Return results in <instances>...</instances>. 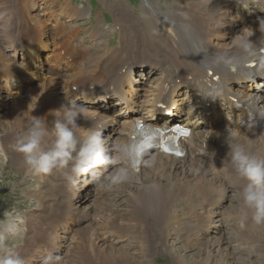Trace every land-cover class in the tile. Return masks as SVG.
<instances>
[{
	"label": "bare ground",
	"instance_id": "1",
	"mask_svg": "<svg viewBox=\"0 0 264 264\" xmlns=\"http://www.w3.org/2000/svg\"><path fill=\"white\" fill-rule=\"evenodd\" d=\"M33 1L34 0H0V23L5 21L6 24V26L3 27L5 33L4 40L10 42L11 46L15 48L16 51L25 54L28 58L27 65L13 66L11 60H9V53L5 54L4 52L8 51L6 47H3L4 42L0 43V83L3 81L4 85L7 86L6 90H8L10 98L16 102L18 101V96H21L22 93L18 94L16 92L17 90L10 89L12 85L9 87V84H14L16 82L15 79L22 77L19 73L23 70L24 72L30 71V75H32L30 66L35 68L36 75L31 77V80L34 81L35 84L37 83V77L43 76L42 78H46V74H49L47 77L49 78V84L44 82V79L43 81L39 80L40 82L37 86L41 90L37 94L31 96L27 103L25 102L26 96H21V99L26 104L19 101L17 103L19 106L16 105L14 109L16 111L15 114L10 112L11 116L8 120L6 119L7 122H5L3 126L0 125L2 145L8 147L14 134H18L20 131L21 133L23 132V123L26 117L30 118L31 115L46 116L49 110L59 108L62 104H66L73 94H76L79 98L77 103L83 104L90 101L92 104L98 101H101L100 103L106 101V98L104 101L98 98L100 97V93L114 97V102L122 99V97L120 98V94L123 96V90L121 88L123 87L122 82L124 81L126 83L128 81V84L131 83L130 73H134L136 70L133 64H136V66L139 64H151L154 67L153 70L156 71L157 69L160 74H162H159L160 81L151 91L153 97L147 101V104L165 102V99L170 101L171 99H175L173 94L177 87H185L191 92L186 96L194 100L193 103L195 108L188 111L186 116L181 119L182 125H188L190 127L189 135L179 140L182 155H170L161 150H156L153 155H150L146 151L140 155L138 159V161L140 160L139 165L133 166L130 160L127 162V166L130 168L131 173L138 176L142 165L141 160L151 156V159L154 160L151 169H154L155 172H153L154 170L150 171L148 175H150L151 179H162V182H156L151 186L147 185L144 188L142 187L143 189L139 190L137 194L132 190L133 195L131 200H128L127 209L131 214L130 216H132L133 224H130L132 220L130 223H124L122 219V222L125 224L128 233L130 232V226L134 225L135 229L142 234L140 236L143 238L141 237L142 241L140 243L146 244L144 250L147 248L156 250L161 247L165 248L168 246L167 239L172 235H169L170 228H174L177 233L183 235L188 232L186 226L173 222L174 220L169 216L172 208L174 211L173 218L177 216L179 210L186 211L194 208L198 204L199 197H201V201L204 197L205 203L212 206L215 205L213 204L214 202L223 200V194L226 193V189L230 190V188H233L236 190V188L232 186L235 183L232 174L220 168L222 166V159L225 157L227 151V145L224 142L226 126L239 129L242 137H251L256 141V147L264 149V89H259L264 86L261 84L264 77L263 79L258 78V69L263 68L262 70H264V14L261 16L258 14L249 15L255 18L247 27H242L241 29L235 28L233 30L231 37L239 33L242 29H244L246 36L251 34L249 36V50L241 56L239 49L232 45L231 41L217 44L216 48L214 46V41H219L217 32H214L212 38L208 37V27L210 24H212L215 29L221 30L223 29V25H225L222 19L226 16L231 18L230 15L234 14V10L237 12L235 5L230 8L231 4L236 2V0H186L184 2L179 1L180 3L165 6L164 8L162 6L163 9H156L148 2V4H143V13L141 12L143 15L141 16L142 18H136L133 11L130 10L129 6H125L122 0H102L107 5V7L104 5L105 8L110 10L114 19L124 27V34L121 40L118 45L112 49L108 47H103L102 49V46L101 48H97V46L87 47L79 43L81 47L75 48L73 41L77 40L75 38L76 33L71 29L67 30L66 25H64L69 22L71 18V13L68 11L70 9V4L67 3V5L64 6L62 3L60 4L58 0H51L48 4V7L51 5V7L59 6L60 8L58 9V13H53V16H58V19L55 20L54 23V26H57L56 29L52 30L47 26L48 24L42 25L36 20L38 14L32 15V12L36 10ZM22 2L24 5H22ZM261 6L264 8V0H261ZM30 7L33 8L30 14H25L24 9L27 8L30 10ZM250 8H252V6H250ZM75 9L77 12L82 11V8L75 7ZM75 9H73V11ZM240 10L244 9L240 8ZM239 14L241 19H245V12L240 13L239 11ZM33 18L39 23L40 28L43 27V30L45 29L44 31H47L48 35H45L44 39H39L38 32H40V28L30 20H33ZM63 18H65V20ZM0 29L2 28L0 27ZM100 32L101 29H99V27H94L90 32L91 35L89 39H95ZM79 39L82 40L83 38ZM50 45L55 48L52 47L50 52V54L53 53L52 56L55 61L54 71H50L49 67L45 68L44 65L39 64L38 61L42 58V52L44 51L43 49L38 52V48L40 47L42 49ZM92 48L96 51L102 49V53L99 55L95 53L93 56H87V53H89L87 51L89 49L93 50ZM35 51L38 52V58L34 55ZM222 51L225 52L223 53ZM140 55L146 58L142 61H136V63L131 62L134 57H141ZM6 57H8V60L5 64L3 59ZM60 64H64L63 68L60 67L57 69L56 66L59 67ZM36 66H38V68H36ZM41 66V72L44 73L39 74L38 70ZM252 83H254V86H251ZM33 88L34 86L31 87V91ZM92 88H95L97 92ZM110 88H112L111 91ZM60 96H63L62 98H64L65 102H60ZM90 96L92 100H90ZM138 96L139 94L135 95V98L132 100L134 101L132 102V106L135 104ZM21 103H24V105H20ZM108 103L109 101L107 104ZM97 109L98 107H96V105L95 107L91 106L92 111H89V115L101 121L110 119L108 117L115 118L114 124L110 122V125L114 126L116 124V126L111 128L114 129L112 132H114V136L116 137L114 140L109 137V139L107 138L113 145L120 142L132 143L133 135L136 132L133 122L136 118L144 125L163 126L166 128L172 125L170 124L171 117L162 118L161 121H157L156 119L153 121L156 105H150V108L144 113V117H141L142 113H140L139 117L134 119H132L133 115H125L122 111L120 113L118 112L119 116L117 118L107 114L96 113V111H98ZM223 110L228 112L229 118L231 119L226 120L221 125L215 121L216 124L213 127L214 129H211L209 126L210 121L214 120V117H218V114L222 113ZM30 112H32V114ZM198 120L204 123L203 127L197 126L196 121ZM47 121L51 124L53 117L47 115ZM77 123L81 127L87 128L92 125L93 119L78 118ZM3 137L6 142L2 141ZM210 148V153H208L207 150ZM8 152H10L8 155H11L10 157L12 158H21L20 154L16 152L11 150ZM213 152L216 158L210 157V154ZM188 158L192 161L193 169L186 171L184 163ZM20 161L22 162V160ZM20 164L22 163H19V165ZM219 169L223 170L230 177L229 185L223 183H218V186L213 185V181L217 179L216 174ZM189 173L193 176L196 175L197 179L188 181L189 179L187 177ZM175 178L176 180L172 183L168 182L170 179ZM49 183V192L55 193V190L58 189V197H61V199L58 205L54 203L47 210L50 211L48 216L50 224L48 226L54 224V228H56L60 223L65 222V219L72 220L73 222L78 219V217H81L74 211L75 208L72 207V205H67L69 201L67 197L73 198L76 196V193L71 191L72 185L68 183L63 173L56 171L49 175ZM129 183L120 186H124L127 191L129 189L127 188ZM68 191H71L69 192L70 194L67 193ZM186 201H188V204H185ZM96 203L95 201V204ZM177 205H180L179 210L175 207ZM236 207L237 205L234 206L233 209ZM228 210L231 209L228 208ZM150 213L153 214L155 218L154 221L157 223L151 219ZM40 215L33 217V220L36 221L37 218L40 219ZM98 215L99 219H96L100 220L103 225L98 222L97 227H91L90 225L89 227L86 226L81 228L79 232L76 230L78 232V239H80L79 242H82V244H80L79 251L76 250V252H71L70 256H72V258L65 261V264H105L114 260L115 256H124L118 252L112 257L114 254L113 252H116V250L111 249L109 252H104L103 249H99L100 246H97L102 240V237L105 235L107 236L108 233L119 231L117 229L119 226L116 225L117 222L114 220V217L109 220L106 219V221L102 217V214ZM124 215L127 216L125 212ZM109 221L110 223L105 225ZM42 226H45V224ZM34 227L35 224L29 219L26 226V234H29L27 238H32H28V240L30 239L31 241L29 243L31 245L29 246L26 243L28 240L24 239L25 242H23V246H26L27 249L24 253L22 252V256H36L38 252H40V256H45L44 250L47 253H51L54 250L57 252L61 249L59 243L54 247L53 243L50 241V236L52 237L54 234L53 229L45 228L44 230L42 229V232H38L37 234L35 233L36 227ZM109 228H111V230ZM120 228L123 231L125 230L122 227ZM91 230L93 238L91 240V245L87 247L86 245L89 241L87 236ZM130 233L134 234V232ZM251 234L256 236L258 233L252 232ZM247 239H251V237ZM255 239L253 240L255 241ZM242 241L238 242L243 244ZM244 241V243H249V240L244 239ZM251 249L254 253L255 247ZM202 251L205 252L206 255H201L199 258H196L194 264H218L217 259L212 260L210 257V254H217V251L212 253L210 247L204 248ZM42 252L43 255L41 254ZM263 252L264 251L259 247V255ZM80 253H85V257L79 255ZM225 258L229 260L231 257L225 256ZM77 259L79 260L78 263L75 261ZM120 260H123V258L118 259V261ZM118 261L117 263H119Z\"/></svg>",
	"mask_w": 264,
	"mask_h": 264
},
{
	"label": "rangeland",
	"instance_id": "2",
	"mask_svg": "<svg viewBox=\"0 0 264 264\" xmlns=\"http://www.w3.org/2000/svg\"><path fill=\"white\" fill-rule=\"evenodd\" d=\"M179 1L184 2L186 0H141V1L140 0H122L124 5L129 6L130 10L133 11V14H135L134 16H136V18L137 17L142 18L141 16H143L142 15L143 4H146V3L148 4V2L151 3V6H154L156 9H163L165 6L172 5L174 3H180ZM50 2L51 0H34L33 3L36 7V10L32 12V15L34 16L38 14L36 17V20L40 22V24L42 25L48 24L47 26L49 28H51L52 30H55L57 26L56 25L54 26V23H55V20L58 19V16H53V15L55 13H58V9L60 8L59 6L51 7V5L48 7V4ZM58 2L60 4L62 3L64 6H66L67 3L70 4V9L68 11L71 13L70 14L71 18L69 19V22L65 23L64 25H66L67 30L71 29L74 33H76L75 38L77 40H75L76 42L73 41L75 48H79L81 47L80 45H84L87 47L97 46V48H101L102 46V49L103 47H108L109 49H112L118 45L119 41L121 40L124 34V27H122V25L119 24V22H117L114 19V16L111 15L112 14L111 11L105 8V6L107 7V5L104 3V1L102 0H58ZM22 5H24L23 2H22ZM234 5H235V8L237 9V12H235L234 10V14L230 15L231 18L226 16L225 18L222 19V22L223 23L225 22L224 23L225 25H223L222 27L223 29L221 30L215 29L212 24H210L208 27L209 29L208 37L209 38H212L214 36V32L218 33L219 41H214V46L216 48H217V44L223 43L225 41L226 43H228L231 41L232 39L231 35L235 28L241 29L242 27H247L249 23L255 18L249 15L258 14L259 16H261L262 14H264V8H262L263 6H261V0H247V1L246 0H236V2H233L231 4L230 8ZM250 6H252V8L254 9L250 8ZM75 7L82 8V11L77 12ZM240 8H243L244 10H240ZM32 9H33L32 7H30V10L25 8L24 13L30 14V11ZM73 9L75 10L73 11ZM48 10H51V11H48ZM261 10H262V13H261ZM239 11L240 13L245 12L246 14L245 19L240 18ZM63 19L65 20V18ZM30 20L37 27L40 28L39 23H37L34 20V18L33 20L32 19ZM5 26H6L5 21L0 23V27L2 28L0 29V32H1L0 33V37H1L0 43L4 42L3 47H6L8 50V51H4V50L3 51L5 52V54L9 53L8 54L10 55L9 60H11V63L13 64V66L27 65L28 64L27 56L25 54H22L16 51V49L11 46L10 42L4 40L5 33L3 30L4 29L3 27ZM94 27H99V29H101V32L99 33L98 37H96L95 39H89L91 35L90 32L92 31ZM44 30H43V27L40 28V32H38L39 39H44L45 35H48L47 31H44ZM41 35L43 36V38ZM79 38H83L85 41L83 39L80 40ZM45 47H43L42 49L39 47L37 50L39 52L40 50L44 49V51L42 52V58L38 60L39 64H43L45 68L49 67L50 71H54L55 61H54V57L52 56L53 53L50 54L53 46L50 45V46H47L46 48ZM92 49L93 50L89 49L87 51L89 52L87 53V56H93L95 55V53L97 55L102 53L101 51L102 49L97 50V51L94 48ZM37 51L34 52V55L37 56L38 58ZM222 52L224 53L225 51H222ZM140 56L141 57H138V58H136L137 56L136 57L132 56L134 57V59H132L131 62L136 63V61H142L144 58H146L143 55H140ZM7 60H8V57L4 58L3 59L4 63ZM63 66L64 64H60V66L59 67L56 66V68L57 69L60 67L63 68ZM133 66L136 67V70L134 73H130L131 83L128 84L129 83L128 81L126 83L123 81L122 84H124L127 91L131 93V95L128 94L129 99L133 100L135 98V95L139 94L138 99L135 101V104L133 105L136 108L135 114L129 108H126L127 104H122V105L117 104L118 101L114 102L115 100L114 97L109 98L108 97L109 95L103 94V93H100L99 94L100 97H98L99 99H102V101H104L106 98V101L102 103H100L101 101H98L95 104H92L90 101L88 103L84 102L85 104L83 103H78V104L82 105L87 110L89 109L90 111H92L91 106L95 107L96 105V107H98L97 109L98 111H96V113L107 114L109 116H114L117 118L119 116L118 112L120 113L121 111L125 115H130V114L133 115V118L138 117L139 113H142L141 117H144L143 115L150 108V105H154V106L156 105V103L147 104V101H149L153 97V95H151V91L157 86L158 82L160 81L159 80L160 75L162 74H160L159 70L157 69L156 71L153 70L154 67L151 64H139L137 66L136 64H133ZM30 67L32 69V75H30V71L24 72L23 70L19 73V75L22 77H18L17 79H15L16 82L14 81L15 82L14 84L13 83L9 84V87L12 85L10 89L12 88L15 91L17 90L16 92L18 94L22 93L21 96H24V95L26 96L25 97L26 103L31 96L37 94L41 90L37 86L40 81H43L44 79V82L49 84V78H47L49 74H46V78H42L43 76L39 78L37 77L36 78L37 83L35 84V82L31 80V77L36 75L35 68H33L32 66ZM36 68H38V66H36ZM41 69H42V66L38 70L39 74L44 73V72H41ZM262 69L263 68L258 69L259 79H262L264 77V70ZM261 84L264 85V80H262ZM32 86H34V88L31 91ZM251 86H254V83H252ZM6 89H7V86L4 85L2 81L0 83V123H1L0 125L2 126L5 124V122H7L8 118L11 116V113L15 114L16 111L14 109L16 105L19 106V104L17 103L19 101L24 102L21 99V96H18L17 102L15 100H12L9 96L8 90ZM92 89L95 92H97L95 88H92ZM111 89L112 88H110V91ZM259 89H264V86ZM190 93L191 92L185 87H182V88L177 87V89L175 90V93L173 94L175 96V99H171L170 101L173 105L172 108L169 109L168 111L170 113L165 114L166 112H161L159 110L157 111L156 109L154 111V117L159 118V117L172 116V118H177L175 122L179 123L181 119L186 115V113L188 111H191L194 107V103H193L194 100L189 99L186 96L187 94H190ZM62 97L63 96H60L61 103L65 102L64 98ZM72 97L74 99H77V101L79 100L76 94H73L71 98ZM89 98L90 100H92L91 96ZM108 101L109 103L107 104ZM24 103H21L20 105L23 106ZM139 105H142V107L139 108ZM164 107H167V104H165ZM30 113L32 114V112ZM108 118L110 119L104 120L108 124L107 127L104 129V133H105L104 135L105 137L107 136L106 138L109 137L114 140L116 136H114V132H112L114 129H111V128L116 126V124L113 126V125H110V122L111 124H114L115 118L113 117H108ZM230 119L231 118H229L228 112L226 110H223L222 113L218 114V117L216 116L214 117V120L210 121L209 126L211 129H214L213 127L216 124L215 121L218 122L219 125H221L226 120H230ZM196 124L198 127L204 126V123L199 120L196 121ZM1 134L2 132L0 131V235L5 237L4 243H6L8 246H17V251L22 255L24 251H26L27 249L26 246H23L24 244L23 242H25V240H28V238H30V237L27 238V235L29 234H26V226H27V223L29 222V219H31L36 227L35 233L38 234V232H42L45 228H51L54 230V234L52 235V237L50 236V241L53 243L54 247L57 246V243H59L61 246V249L57 248V249H60L57 252H55L56 250H54L51 253H47L44 250L45 256H40V252L37 253L38 256L37 255L36 256H23L25 257L26 264H44L45 258L49 256L56 257L58 264H65L66 263L65 261H68L69 259L72 258V256H70L71 252H76V250L78 251L80 250V244H82V242H79L80 239H78L79 230L86 226L89 227L90 225L91 227H97L98 222L99 224L103 225L102 222L98 220L99 219L98 214L100 215L102 214V217L105 220L106 219L109 220L114 217V220H116V222L120 224L119 225L116 223V225L119 226V228L122 227L125 229L123 231L121 228L120 229L117 228L119 230L118 231L119 233L118 232L108 233L107 236L105 235L104 237H102V240L98 243L97 246H100L99 249L101 250L103 249L104 252L105 251L109 252V250L111 249L116 250V252H113L114 254L112 253L113 254L112 257L116 255V253L118 252L124 255L121 257L115 256L114 260H112L111 262H107L105 264H194L195 262L194 260L196 258H199L201 255H206V253L203 252L202 249L207 248V247H210V251L212 253L217 251L216 252L217 254L215 253L210 254V257L212 260L217 259L218 264H226V263L227 264H264V254H263L264 252L261 255H259V247L260 249L264 251V225L258 226L252 223L251 221L242 220L235 216L233 207L237 205L239 196H238L237 190L233 188L232 189L230 188V190L226 189V193L223 194V200L219 202H214L213 204L215 205H212V206H209L205 203L204 197L202 201H201V197H199L198 204L200 202L201 203L199 206L197 204L194 208L188 209L186 211H180L179 210L180 205L175 206L178 208L179 211L177 213V216L173 218L172 216L174 215V211L172 208L169 213V216L171 217L172 220H174L173 222H176L177 224L182 225V226H186V229L188 232H186L185 235H183V234L177 233L174 228H170L169 235L171 234L172 235L167 239L168 246H166L165 248L161 247L160 249L157 248V250L150 249V248H147L144 250V248H146V244L144 245V243L143 244L140 243L143 238L142 236H140L142 234H140L138 230L135 229L134 225L130 226L132 229L129 227L130 228L129 231L134 232V234L130 232L128 233L126 231V227L124 224V223H130V221L132 220V216H130L131 214L130 212H128V209H127L128 200L130 201L133 195L132 190H134L135 194H137L139 190L143 189L147 185L151 186L156 182H162V179H157V180L155 178L151 179L148 173H150V171H153L154 169H151V167H145L143 165H141V170L138 176H135L132 173L131 180L129 181L130 183L127 182L129 183L127 186V188L129 189L127 191H126V188H124V186L122 187L120 185L115 187L111 191H99L95 188L93 184L88 183L87 179L81 178L79 183L76 186L71 187V191L76 193V196L73 198L67 197L69 200L67 205H70V206L72 205V207L75 208L74 211H76L78 215H80L81 217H78V219L74 220L73 222L72 220L65 219V222L60 223V225H58L56 228H54V224H51L50 226H48L50 224L48 220L50 211H47V210L51 207L52 204L55 203V205L56 204L58 205L60 203L61 197H58V189L55 190L56 194L54 192L53 193L49 192V189H50L49 175L46 177L45 176L40 177V176L25 174L23 165L22 164L19 165V163H22L20 161L22 160V157L12 158L10 157L11 155L10 156L8 155L10 154V152L8 151L10 150L8 149V147L1 144ZM2 141L6 142L4 137ZM210 150L211 148L208 149L207 152L210 153ZM155 152L156 151L151 152L149 154L153 155ZM210 157L216 158L215 153L214 152L211 153ZM147 158H151V156L146 157V159ZM184 166L186 168V171L192 170L193 168H192L191 159L189 158L186 159ZM182 169H183V166H182ZM153 172H155V170ZM216 177L217 179L213 181L214 186L216 185L218 186L220 183L229 185L230 177L223 170L219 169L218 173L216 174ZM187 178L189 179L188 181H191V180L194 181V179H197L196 175L193 176L191 173L188 174ZM174 180H176V178L170 179L168 182L172 183ZM43 190L45 193L43 192ZM71 191H68L67 193L70 194L69 192ZM95 201L97 202L96 204H95ZM185 204H188V201H186ZM228 208L231 210H228ZM46 211H47V214H46ZM124 212L125 214H127V216L124 215ZM150 214L152 215V216L150 215L151 219L154 221L155 218L153 217V214L152 213ZM39 215H40V219L37 218L36 221L33 220V217H37ZM122 219L124 223L122 222ZM131 222L132 223L130 224H133V220ZM109 223L110 221L107 222L105 225H108ZM43 224H45V226H42ZM13 227L16 229V234L15 236H10L9 229ZM109 229L111 230V228ZM76 230H78V232ZM91 232L92 230L88 233V236H87V238L89 239L86 245L87 247L91 245V240L93 238ZM252 232H255L256 234L257 233L258 234L256 236H253L251 234ZM241 235L244 237H242ZM250 237L251 239H247ZM30 239L26 242L29 246L31 245L29 244L31 242ZM244 239L249 240V243H244L245 242ZM253 239H255V241ZM182 241H184L185 243ZM238 241L240 242L242 241L243 244H240V242ZM140 244L142 245V247ZM254 247H255V250L253 253V250L251 248H254ZM41 254L43 255V252ZM79 255H81L82 257H85L86 254L80 253ZM225 256H230L231 258L227 260ZM65 258H68V259H65ZM120 258H123L124 261L123 260L118 261V259ZM75 261L77 263L79 262L78 259ZM117 261L119 263H117Z\"/></svg>",
	"mask_w": 264,
	"mask_h": 264
},
{
	"label": "clouds",
	"instance_id": "3",
	"mask_svg": "<svg viewBox=\"0 0 264 264\" xmlns=\"http://www.w3.org/2000/svg\"><path fill=\"white\" fill-rule=\"evenodd\" d=\"M250 35L246 36L242 29L231 39L241 56L249 50ZM76 101L69 98L46 116L24 119L23 132L14 134L8 148L22 157L25 174L48 176L60 171L70 185L76 186L85 178L99 191H111L129 182L132 173L127 162L134 152L132 146L127 142L111 144L104 135L107 122L89 115L90 110ZM47 115L53 117L51 124ZM78 118L93 119V123L81 127ZM224 142L227 151L220 168L229 171L235 181L232 186L239 199L234 214L255 225H264V149L256 147L251 137H242L239 129L227 126ZM141 163L152 167L154 160L142 159ZM15 234L14 227L9 229L10 236ZM4 240L0 235V264H26L17 246H8ZM44 264H57V258L46 257Z\"/></svg>",
	"mask_w": 264,
	"mask_h": 264
},
{
	"label": "snow or ice",
	"instance_id": "4",
	"mask_svg": "<svg viewBox=\"0 0 264 264\" xmlns=\"http://www.w3.org/2000/svg\"><path fill=\"white\" fill-rule=\"evenodd\" d=\"M140 149L139 148H137V150H136V155H139L140 154V151H139ZM166 151H167V149H165Z\"/></svg>",
	"mask_w": 264,
	"mask_h": 264
}]
</instances>
